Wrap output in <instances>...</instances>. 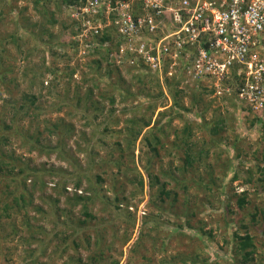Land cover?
I'll return each mask as SVG.
<instances>
[{
	"label": "rangeland",
	"instance_id": "rangeland-1",
	"mask_svg": "<svg viewBox=\"0 0 264 264\" xmlns=\"http://www.w3.org/2000/svg\"><path fill=\"white\" fill-rule=\"evenodd\" d=\"M72 12L54 3L0 0V74L7 75L4 81L0 77V164L8 165L0 170V221L6 233L15 225L19 235L30 236L39 226L42 231L32 244L17 234L0 238V264L9 263L8 255L10 264H27L32 249L40 258L30 264H264V215L253 221L251 214L254 205L264 207L258 168L262 124H252L253 114H246L236 97L217 96L209 82L160 77L129 63L118 70L106 60L102 68L93 65L100 53L89 54L79 36V47L72 43ZM149 117L152 124L145 127ZM187 125L194 130V152L208 149L212 168L230 175L222 197L214 193L207 199L206 189L193 198L197 213L190 227H182L175 212L158 206L159 184L150 187L149 175L160 174L168 189L181 180L176 168ZM215 126H221L220 133H212ZM132 127L143 128L134 142ZM10 161L16 165L11 171ZM230 166L243 170L233 181ZM163 168L175 177L170 180ZM76 191L96 196L88 204L92 218L82 204L66 210ZM21 192L31 200L28 209H11L6 217L2 205ZM243 192L249 203L240 209L236 195ZM116 197L119 208L107 200ZM236 231L257 239L253 258L236 249ZM191 250L197 255H189ZM179 252L189 257L185 263L172 262Z\"/></svg>",
	"mask_w": 264,
	"mask_h": 264
},
{
	"label": "built area",
	"instance_id": "built-area-1",
	"mask_svg": "<svg viewBox=\"0 0 264 264\" xmlns=\"http://www.w3.org/2000/svg\"><path fill=\"white\" fill-rule=\"evenodd\" d=\"M69 7L83 22L86 47L91 34L115 26L118 62L209 82L217 96H234L246 113L264 116V0H86ZM98 13L107 21L87 19Z\"/></svg>",
	"mask_w": 264,
	"mask_h": 264
},
{
	"label": "trees",
	"instance_id": "trees-1",
	"mask_svg": "<svg viewBox=\"0 0 264 264\" xmlns=\"http://www.w3.org/2000/svg\"><path fill=\"white\" fill-rule=\"evenodd\" d=\"M117 1V0H114ZM34 2L36 3V6L42 4L44 7H47L49 5V3H54L56 6H58L61 11H63V6L68 7L69 5H78L83 7L86 4V0H34ZM115 4V3H114ZM146 11H141V13H144ZM111 17L114 18V13L111 14ZM73 19V18H72ZM87 19L91 20L92 22H106L107 19L101 14H95L92 16H88L87 15ZM52 22L56 23L57 19L52 17ZM73 24L74 25V30H73V39H72V43L76 46L79 47L80 45V39H78L77 37L79 35H83L84 32V28L82 26V21H77L75 19H73ZM67 26V25H66ZM69 28V26L67 27V29ZM92 38H93V42H90L91 46L87 47V50L89 52V54L92 55H98L100 53V56L98 58H95L92 62L93 65H97V67L102 68V64L103 61H107L108 64L110 65H114L118 70V66H120L121 64H125V62H118L116 61V59H114L116 56V54L111 55L110 53L113 51L118 50L119 47V43L122 42V40H118V33L116 30V27L114 26H108L106 27L101 33H93L91 34ZM88 42V41H87ZM86 42V43H87ZM110 42L111 45L110 47L106 46L105 44ZM85 44V43H84ZM103 55V56H102ZM114 62V63H113ZM135 67H139V65L135 66ZM114 69V70H115ZM109 71H111V73L113 72V68L109 69ZM75 72L72 71L70 72L71 75H73ZM55 74L57 75V69H55ZM1 79L4 81V79L7 78V75L5 73L0 74ZM46 79L42 80L41 83L43 84L45 82ZM52 83V82H51ZM118 82H115V84H117ZM179 90H177L176 92H178ZM214 90H212L213 92ZM180 92H178L177 94H179ZM27 97V94L24 93L22 100H24ZM32 98L33 103L35 102V99L37 98L36 96H30ZM81 99V97H79ZM82 100V99H81ZM94 104V103H93ZM143 117V116H142ZM152 117H149L148 119H143L144 120V125L145 127H149L152 124ZM259 117H255L251 123L252 124H256L257 121L259 120ZM222 123L224 120H222ZM134 124H137L136 120H133ZM262 126L264 127V119H262ZM218 125V124H217ZM141 127L135 129V127H132V129L130 130L131 133V142H134L138 136L141 134L142 132ZM185 133L181 134V143L183 144V149H184V156L182 158L181 164L176 168L180 173V179H176L174 180V186L171 189H168L167 184L168 182L165 181H161L160 178V174H155V173H151L149 175L151 184V186H154V184H159V193H158V197L160 198V204L158 206H161V210L165 209L168 213L170 214L172 212H175V214L172 213V215H174V217H177V219H179V226H184V223H187V225L190 227L191 221L190 218L197 213L196 212V206L194 204H191V201H193V198L196 197L200 192H203L204 190L208 189L211 194L206 196L207 199L211 197V195H213L215 193V195H219L222 197V190L221 187L224 184L223 181L226 179V176L230 175L229 171H220L218 172L216 169L212 168L214 167L213 165V161L212 160H208L209 158V150L206 149L203 151V149L199 150L198 152H194L193 147L195 146V144L193 143V140L191 139L193 134V128L190 125H187ZM221 126H215V128L213 129V134H218L221 131ZM178 132V131H177ZM148 136V135H147ZM153 140H157L159 141L160 139L156 136ZM4 139H6V137H4ZM148 143H150V145H152V140L150 139V136H148ZM263 141H264V133H263ZM10 143H11V139H10ZM264 147V146H263ZM152 149V148H151ZM153 149L156 151V147H153ZM224 152V151H223ZM223 152L221 153H217L218 156H221L223 154ZM216 154H213V156H217ZM14 160H16L17 158L14 157ZM20 160V157H19ZM217 160V158H214V161ZM149 161L151 162V158L149 159ZM12 162V167L10 166V169H8L9 171H11L16 165L13 161ZM5 165H1L0 164V170H4L8 167V165L6 163H4ZM203 165V166H201ZM203 167V168H202ZM259 172L261 173V177H259V180L261 182H263L264 184V148H263V157H262V165H260L259 167ZM164 175H167V177H170V180L173 179L175 176L171 175L170 173H168L169 170L164 169ZM162 170V171H163ZM230 173H231V180H236L238 179L240 173H242V171L240 170V168L238 170H236L233 166H230L229 168ZM251 171H249L250 173ZM149 173V172H148ZM195 179H192V178ZM197 177V178H196ZM143 178V177H141ZM139 179L138 183L140 186H143V180ZM230 178V177H229ZM100 180H102V178L99 177ZM198 179V180H196ZM182 181V183H181ZM216 181H219L218 186L216 187ZM215 185V187L213 186ZM79 186V184L77 185ZM181 186V191H180V187ZM135 195V194H134ZM132 195V196H134ZM237 196V205L240 209H243L247 206V203H249V200L247 201V193L243 192L240 193V195H236ZM96 196H90V195H85L82 193H78V191H76L72 197L68 198V204L70 205L69 208L66 207V210H70L71 208L75 207L78 204H82V208H84L83 213L84 215H86L89 218L93 217V214L89 211V203L91 201H94V198ZM232 198V195H231ZM206 198H200L199 200L204 201ZM230 199V198H229ZM109 204H114L115 207H118L117 202L120 201V197H116L115 199H113L112 201H109ZM183 202H180V201ZM111 202V203H110ZM31 203L30 198L28 197V199L26 198L24 193H20L18 195L12 196L10 198V200H7L4 202V204L1 207L2 213L6 216V217H10V210L11 209H15L16 211H20L21 209H28L29 204ZM111 204V205H112ZM230 203H228L227 205L229 206ZM182 205V207H181ZM183 206H185L188 209H183ZM17 207V208H16ZM254 211L251 213L252 214V219L253 221H256L257 217L259 215H264V207L260 208L258 206H255ZM103 208H105L103 206ZM39 209V208H38ZM155 215L151 213L150 218L155 219ZM83 222V221H82ZM86 221H84L85 223ZM25 223L26 225H30V222L28 220V218L25 219ZM6 223H3L2 221H0V238L6 240L7 238H10V236L12 235H16L18 236L19 239H21L22 241H26L29 244L34 243L35 241H37V239L39 240L40 233L42 232L41 226L37 227V228H32V230L29 231L30 236L27 235H19V230L16 225L14 226L15 228H13V230L9 233V232H4L2 229H5V225ZM147 226V225H146ZM149 230V226L147 227ZM246 228V224H244V227ZM33 229H36L35 231ZM206 233V231H204ZM14 233V234H13ZM210 233V231H209ZM60 232H57L55 235H59ZM183 235H185V233H182ZM211 234V233H210ZM212 235V234H211ZM235 238H236V242H237V250H241V252L243 253V256L246 259L249 258H253V255L259 250V247L257 245V239L255 238L254 235H252L249 231H245V233L241 234L239 231L235 232ZM66 239V238H65ZM64 239V240H65ZM40 241V240H39ZM10 250V248H9ZM30 254V261L27 262V264L30 263H35L37 262V260L40 258V256L35 255V250H28ZM191 254L189 255H193L196 256L197 253L196 251H189ZM10 253V251L8 252ZM7 254V253H6ZM34 255V256H33ZM10 256V255H8ZM7 256L6 260L7 264H10V258ZM177 258L180 259V261H182L183 263H185V261L187 260V258H189L188 256H185V254L183 252H179L176 257L172 256V262L176 261ZM0 259H2V257H0ZM195 262L196 258L193 259ZM164 262V260L162 261ZM47 264V263H45ZM117 264V263H115Z\"/></svg>",
	"mask_w": 264,
	"mask_h": 264
},
{
	"label": "clouds",
	"instance_id": "clouds-1",
	"mask_svg": "<svg viewBox=\"0 0 264 264\" xmlns=\"http://www.w3.org/2000/svg\"><path fill=\"white\" fill-rule=\"evenodd\" d=\"M110 47V46H109ZM88 51V50H87ZM117 52V50L116 51H113V52H111L110 54L111 55H113V53L115 54ZM159 76V75H158ZM251 112V111H250ZM246 114H253V116H254V118L255 117H259L260 119L258 120L260 123H262V119H264V116H262V115H259V114H254L253 112H251V113H246Z\"/></svg>",
	"mask_w": 264,
	"mask_h": 264
}]
</instances>
